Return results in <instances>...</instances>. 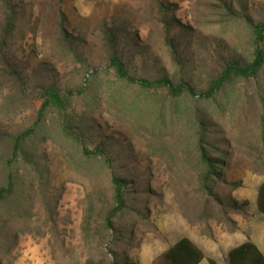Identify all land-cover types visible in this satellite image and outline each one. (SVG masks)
<instances>
[{"label":"trees","instance_id":"obj_1","mask_svg":"<svg viewBox=\"0 0 264 264\" xmlns=\"http://www.w3.org/2000/svg\"><path fill=\"white\" fill-rule=\"evenodd\" d=\"M150 1L157 16V39L167 49L170 66L154 50L152 41L140 39L139 31L128 19L112 16L100 21L99 32L93 34L97 41L93 45L86 33L69 29L67 14L62 3L59 4L53 44L76 63L92 69L89 73L92 79L85 75L83 83L73 87L64 85L52 62L32 66L28 60H17L12 49L26 3L0 0V264L18 243L21 228L18 226L38 231L42 236L54 235L59 230L57 207L64 187L56 183V157L49 150L50 139H60L63 148L65 144L70 145L71 150L67 152L70 160L79 154L82 160L99 162L102 172H107L113 202L104 207L106 212L99 214V225L91 212L93 201L90 202L83 225L87 238L94 229L99 230L103 245L110 246L111 239L119 236L115 234L119 231L114 220L130 206L131 195L138 192L133 187L140 184V176L130 172L143 159L148 161L145 171L152 172V158L133 153L132 144L127 145L130 138L127 129L119 127L107 134L102 123L89 118L91 114H80L75 108L76 97L87 95L88 86L97 85L100 80L99 67H92L88 57L90 50L97 46L106 60V72L127 87L146 92L163 110L171 104V120L177 112L188 121L191 141L186 151L197 174L196 191L202 196L194 207L195 218L189 219L190 223L197 225L215 219L228 232H234L239 228L236 216L246 220L253 216L249 199H237L231 191L221 192L218 187L220 182L232 185L231 188L242 186L243 182H229L225 171L227 159L212 153L219 149L209 139L208 126L213 122L214 112L207 105L211 104L218 113L230 111L234 115L241 107L240 101L258 104L255 114L259 116L257 128L262 133L264 147V8L261 11L254 7V14L245 0H218L224 20L242 22L251 32L248 45L238 48L184 24L176 17L177 4L168 0ZM28 20L31 23L21 38L37 33L38 22ZM92 96L97 97V93ZM26 111L31 112L30 117L17 123L14 119L21 118ZM143 190L149 191L147 186ZM257 206L264 214V181L259 186ZM208 229L203 234L216 240L212 227ZM112 253L114 258L110 264H137L127 255L119 257L114 249ZM205 259L209 264H217L191 238L182 237L153 264H200ZM225 261L227 264H264V253L250 240L231 248ZM86 264L97 263L89 259Z\"/></svg>","mask_w":264,"mask_h":264},{"label":"rangeland","instance_id":"obj_2","mask_svg":"<svg viewBox=\"0 0 264 264\" xmlns=\"http://www.w3.org/2000/svg\"><path fill=\"white\" fill-rule=\"evenodd\" d=\"M23 1L26 5L21 10L23 20L18 25L13 54L18 61L28 60L32 66L43 61L54 63L64 85L79 86L85 75L92 79V74H89L92 69L87 70L84 65L76 63L53 44V29L60 3L67 14L69 29L86 33L87 40L93 45L97 42L94 35L99 32L100 21L118 16L133 24L142 41H152L154 50L162 56L165 64L171 65L167 49L157 39V16L150 0ZM168 1L177 4L176 17L184 24L194 26L198 32L220 38L234 47L248 45L250 30L242 22L224 20L219 12L220 1ZM245 1L254 14L255 10L262 11L264 8V0ZM29 18L38 22L37 33H29L21 38V33L31 23ZM90 51V65L99 67L100 80L97 85H87V95L76 97V110L80 114H91L89 118L93 117L96 122L102 123L107 134L119 127L127 129V136H130L127 145L132 144L130 149L133 153L152 158V172L149 174L145 171L148 165L146 159L140 162L136 172H130L131 175L140 176V184L133 187L138 192L131 195L130 206L114 220L119 231L115 234L119 236L111 239L110 246L103 245L99 230L94 229L87 238L83 225L90 202L94 204L91 212L98 221L96 225L101 221L99 214L107 210L104 207L113 202L107 172H102L99 162L82 160L79 154L70 160L67 155L71 150L70 145L65 144L66 148H63L64 143L60 139H50L47 143L56 157V183L60 188L64 187L57 207L59 230L54 235L42 236L38 231H28L18 226L21 227L18 243L9 255L4 256L2 264H86L89 259H94L97 264H110L114 258L112 249L119 257L127 255L129 260L137 264H153L162 252L182 237L193 238L204 244L209 239L203 234V231H209L208 226L212 227L215 234L228 232L215 219L197 225L189 221L195 218L194 207L202 196L196 191L197 174L186 151L191 141L186 118L176 112L171 120V104L168 103L163 110L160 104L150 100L146 92L125 86L112 73L106 72L102 50L97 46ZM92 93H97V97L92 96ZM238 105L241 107L235 110L234 115L230 111L218 113L211 104L207 105L208 110L214 112L213 122L208 126L209 139L219 149L212 150V153L227 159L225 171L229 182H243L242 186L234 188L220 182L218 187L221 192L231 191L237 199H249L250 209L264 219V214L257 207L258 188L264 181V147L262 133L257 128L259 116L255 114L258 104L247 105L240 101ZM30 115L31 112L26 111L21 118L14 120L22 123ZM13 124L16 125L15 122ZM146 186L149 191L143 190ZM208 241L209 245H215L211 240ZM228 244L223 242L222 246L227 248ZM210 249L211 246H207L208 252ZM215 257L218 264L223 263L218 255ZM201 264L209 263L204 260Z\"/></svg>","mask_w":264,"mask_h":264},{"label":"crops","instance_id":"obj_3","mask_svg":"<svg viewBox=\"0 0 264 264\" xmlns=\"http://www.w3.org/2000/svg\"><path fill=\"white\" fill-rule=\"evenodd\" d=\"M251 212L253 216L248 220L243 219L240 216L236 217L239 228L234 232H218L216 234V240L207 237L209 239H207V241L205 240L204 244L193 238L191 239L205 252L208 258H212L216 261L215 255H218L220 257V261L223 262L222 264H227L225 261V256L231 248L238 246L246 241H253L264 253V219L256 215V213H254L252 210ZM208 240L214 242L215 245H209L210 243H208ZM223 242H228L229 246H227V248H224L222 246ZM207 246H211L210 252H208ZM205 261L208 262L207 259H205Z\"/></svg>","mask_w":264,"mask_h":264}]
</instances>
